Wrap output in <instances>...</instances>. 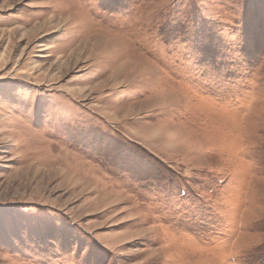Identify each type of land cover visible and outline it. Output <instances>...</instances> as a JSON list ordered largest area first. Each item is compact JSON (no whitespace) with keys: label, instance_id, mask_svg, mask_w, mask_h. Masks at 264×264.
I'll return each instance as SVG.
<instances>
[{"label":"rangeland","instance_id":"rangeland-1","mask_svg":"<svg viewBox=\"0 0 264 264\" xmlns=\"http://www.w3.org/2000/svg\"><path fill=\"white\" fill-rule=\"evenodd\" d=\"M173 8L0 0V78L69 109L55 124L0 101V264H240L242 249L264 242V0L178 6L194 20L201 82L210 71L233 82L225 101L182 79L184 57L155 39ZM133 78L138 95L108 102ZM105 153L139 191L101 162ZM200 170L228 177L222 233L214 216L184 207L197 199L185 180ZM153 185L180 210L156 211L159 200L145 199Z\"/></svg>","mask_w":264,"mask_h":264},{"label":"snow or ice","instance_id":"snow-or-ice-1","mask_svg":"<svg viewBox=\"0 0 264 264\" xmlns=\"http://www.w3.org/2000/svg\"><path fill=\"white\" fill-rule=\"evenodd\" d=\"M62 2H64V0H62ZM66 2L73 6L81 5L85 8H91L94 4L95 8H100L104 0H66ZM135 2L136 0H127V3L130 4H134ZM175 3L177 8H173V16L161 26L155 39L165 47L167 52L179 53L180 56L184 57L187 64L185 65L186 74L181 76L182 79H187L200 85L206 94L214 96L217 100H230L233 82L226 80L221 73L210 71L206 82H201L200 80L202 69L198 65L197 53L191 46V36L194 32V20L187 13L184 15L178 13V6L180 4L190 5L191 8L195 10L197 8V0H175ZM114 15L119 16L122 14L116 13ZM225 39H227V36ZM149 54L153 55L152 52H149ZM157 59L160 60L161 64H165V67H169L163 59L159 57H157ZM170 70H172L173 75H177L175 70ZM95 71L99 72L100 68H97ZM159 74L160 71L158 68L151 69L153 80L157 78ZM6 83L9 85L8 88L5 87ZM138 84L140 85L139 87ZM143 86V82L137 78H133L129 82H121V84L116 87L114 94L109 95L108 102L116 99H129L134 95H138L140 88ZM16 87L26 88L27 85H16L12 81H6L4 78H0V101L9 100L10 102L22 105L25 109H30L32 111L38 110L42 117L50 123L65 124L67 122L69 118V109L63 104L57 94L45 93L35 96H20L15 91ZM129 122L134 123L136 121L133 120ZM98 158L101 159L103 164L109 166V170L120 176L123 181L133 188V190L139 191L138 182L135 178L116 168L114 161L108 154L105 153L102 157L98 156ZM188 179L192 180L195 185L193 192L197 199L190 207H184L192 214L207 212L214 216L217 224L220 226L219 231L222 233L225 229V216L224 213L220 211L222 201L219 193V186H222L227 181L228 177L226 175H218L215 171L200 170L190 174L185 180L186 185ZM205 189H210V191H205ZM183 194L187 195V187ZM149 196L160 202L156 211L164 212L167 210L170 214L180 210L181 206L176 201L170 200L160 185H153L152 188L149 189V194L145 195V199H148ZM71 223L70 221V224ZM256 227L264 231V220H261ZM152 239L158 240L159 234L154 235ZM238 258L240 264H264V242L242 249Z\"/></svg>","mask_w":264,"mask_h":264}]
</instances>
